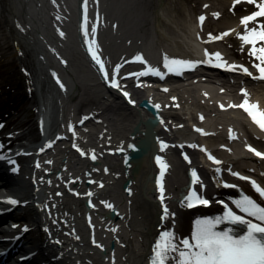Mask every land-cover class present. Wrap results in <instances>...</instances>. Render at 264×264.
I'll return each instance as SVG.
<instances>
[{"label":"bare ground","instance_id":"bare-ground-1","mask_svg":"<svg viewBox=\"0 0 264 264\" xmlns=\"http://www.w3.org/2000/svg\"><path fill=\"white\" fill-rule=\"evenodd\" d=\"M14 1L16 5L10 8V18H2L9 26L21 14L19 8L26 7L29 17L35 20L28 30L32 31L31 35H37L39 48L50 54L46 55V62L56 71L55 75L66 91V96L61 99V122L56 123L52 119L54 136L44 148V160L53 166L63 164L61 167L66 172L62 178L67 187L72 180L83 179L85 171L91 175V186L77 187L67 195L75 200L70 210L73 218L67 225L71 236L80 241L79 255L75 256L78 264H150L152 248L161 233L171 232L177 241L190 238L197 219L223 216L224 205L238 215H244L233 204L240 199L239 191L264 205V200L249 183V180H254L264 189V169L254 168L251 155L243 145H248V141L242 140V133H246L247 128L257 129L244 119L242 112L228 107L238 103L224 95V87L237 88V92L240 85L254 87L262 93L264 82L253 81L240 74L230 79L233 73L225 70L208 72L207 63H196L192 74L185 73V70L179 75L168 72L163 67L165 55L172 59L200 62L208 59L205 51L212 54L213 46L210 47L209 38H204V32L213 35L214 31L208 25L196 23L187 7L183 5L179 11L170 10L171 5L168 6L165 0H151L155 8L141 23L142 14H132L133 4L138 0ZM141 1L145 3V0ZM93 26L96 28L95 50L108 73L107 79L88 51V42L93 40ZM240 29L244 26L240 23L234 25L230 35L234 36ZM244 46L247 49L251 47ZM137 55L142 56L148 66L158 69L163 78H155L151 74L134 75L133 81L127 78V68L131 67L128 72L134 74L145 69V64L134 60ZM221 57L226 60V56ZM116 71L120 74L115 80L122 83L117 89L111 86ZM136 82L140 83L138 88L134 86ZM259 91L256 92L257 100H260ZM124 92L129 93L128 102L122 95ZM142 101L159 108V120L153 127L157 139L156 153L144 152L131 161L130 168L124 169L122 158L115 153L117 150L129 152V143L137 144L144 138L141 132L146 129L142 122L150 115L139 106ZM41 112V120L51 118L49 111ZM24 119L19 121V128L23 126ZM134 129L138 131L132 136ZM27 137L25 131L19 132V142ZM251 142L258 143L256 140ZM162 144L167 145L163 150ZM76 149L79 150L76 152ZM208 154L221 163H211ZM93 156L99 162L95 169L89 166ZM157 157L167 165L163 177ZM36 169L40 173L44 168ZM189 170H195L199 184L188 185L186 172ZM232 173L249 180H241ZM160 178L166 179L168 190L164 202L156 203L153 200L156 195L154 183ZM124 181L131 183V198L121 191ZM58 187L59 192H63L62 186ZM193 190L209 196L211 204L208 207L182 206V198ZM44 192L45 201L58 191ZM86 195L93 204V214L89 216L77 202ZM33 196L36 193L30 197L35 201ZM165 207L169 212L167 217L164 215ZM109 209L117 211V220L104 219ZM245 218L259 223L251 217ZM228 225L227 222L222 223L217 230L236 228L241 232L240 228L244 227ZM39 242V239L35 240L36 245ZM71 245L70 241L68 247ZM18 252L19 256L18 253L16 255L24 258L26 251L20 248ZM14 258L15 255L11 264ZM166 264H174V259L166 261Z\"/></svg>","mask_w":264,"mask_h":264},{"label":"snow or ice","instance_id":"snow-or-ice-1","mask_svg":"<svg viewBox=\"0 0 264 264\" xmlns=\"http://www.w3.org/2000/svg\"><path fill=\"white\" fill-rule=\"evenodd\" d=\"M240 2L253 4L257 9L250 15L241 18L240 24L244 26L245 31L243 34L237 35V38L241 41V50H243L244 45L251 46L249 48V55L257 61L253 64V67L257 70V75H253L243 65L228 64L226 61H223L221 54L218 52L209 54L207 51H205L204 55L208 57V59L200 62L172 59L165 55L163 57V67L168 72L179 75L182 71L193 68L196 63H208L214 67H224L229 71L239 69L243 74L251 77L253 80L264 81V24H258L251 29L248 27L250 22H256L258 18H264V0H234L233 6ZM205 7L208 6L205 5ZM213 16L214 18H218L219 13H213ZM204 20V16L198 17L200 23H203ZM95 32L96 28L93 26L91 29L93 40L88 42V51L92 59L100 65V71L104 73L107 79L108 73L105 72L104 65L95 50ZM87 34L86 32L85 35L87 36ZM227 35H229V32H224L219 36H212L209 34V39L210 41L219 40ZM134 60L145 64V69L133 75L139 77L151 74L160 76L161 79L163 78L162 73L158 69L148 66L142 56L137 55ZM213 60H215V63H213ZM111 86L119 87L115 80V75L112 77ZM164 91H167V89H164ZM123 94L125 97L129 96L127 92ZM241 95L243 99L239 104H229L228 107L242 109L251 122L259 127L261 131H264V110L259 108L258 103L250 102L249 93L245 89H241ZM129 103H133V101L129 100ZM223 107L224 105H221V108ZM196 131L202 132L201 129H196ZM190 146L196 147L195 145ZM165 147H167V145L162 144L161 150ZM248 150L253 152L256 156L264 158V153L256 151L251 146H249ZM81 154L83 155V153ZM92 158L95 159L94 156ZM185 159H187V157H185ZM208 159L216 164L221 163L215 160L211 155L208 156ZM157 162L161 166V177H163L167 165L159 157H157ZM37 167H39V165H37ZM217 171L219 170L217 169ZM232 175L239 176L238 173H232ZM191 176V183L193 185L200 183L195 170L191 172ZM239 179L249 180V178L245 176H239ZM249 183H251L253 190L258 193L261 200H264V189L257 185L254 180H249ZM225 186L235 187V185ZM159 190L161 193V202H163L164 190L162 183L159 184ZM88 195L91 196V193H88ZM7 202L13 205L17 203L15 200H9ZM181 204L182 206L191 208L198 204L207 206L209 201L204 199L202 194H198L197 191L193 190L189 191L182 198ZM233 204L235 208L244 215H238L237 212L230 209L228 205H224L225 211L223 216L197 219L194 222L190 238H182L177 241L173 233L167 231L161 233L159 239L152 248L150 264H166V261L170 259H174V264H264V206L247 195H243L239 200L233 201ZM164 215L165 217L169 215L167 207L164 208ZM245 217H251L259 223H254L252 219H246ZM225 222L231 225L244 226L243 233L235 234L236 230L234 228L217 230L218 226ZM171 254H174V256Z\"/></svg>","mask_w":264,"mask_h":264},{"label":"rangeland","instance_id":"rangeland-1","mask_svg":"<svg viewBox=\"0 0 264 264\" xmlns=\"http://www.w3.org/2000/svg\"><path fill=\"white\" fill-rule=\"evenodd\" d=\"M149 1V2H148ZM170 6V10H180L183 5L190 10L192 17L195 18L196 23L211 27L214 31L212 36H219L224 32H229V35L223 39L211 40L210 47L213 46L212 53H224L221 54L226 56V62H240L248 69L257 74L256 68L253 64L257 61L249 55V49L243 46L241 50V41L237 38L238 34H243L245 29H240L234 36L231 34V29L234 25L240 23L242 17L251 14L257 9L253 4L246 2L236 3L233 6L234 0H165ZM3 2L9 6V0H3ZM15 3V1H14ZM16 4V3H15ZM132 14L138 16L142 14L141 20H146L153 9L155 3L151 0H145L143 3L141 0L134 2ZM207 5L208 7H205ZM27 6V5H26ZM21 14L17 19L13 21L8 27H1L0 29V50L4 55V62H2V71L7 77L10 72L17 74L19 79V86L22 91L20 97L26 98L25 105L20 110L26 111L27 118L25 121L34 122L35 109L39 110L43 104L45 110H49V115L52 119L60 123V116L62 113L61 99L66 96L61 83L58 81L55 70L49 66L46 62V55L49 53L42 51L39 48L37 35L33 37L32 31H29L24 24L27 26H33L32 23L35 21L32 17H29L28 11L25 6H21ZM10 8L8 12L10 13ZM136 12V13H135ZM213 13H219L218 18H214ZM2 14V13H1ZM0 14V16H1ZM7 17L10 15L6 14ZM204 16L208 23L203 21L200 23L198 17ZM28 18V19H27ZM32 18V22L30 19ZM30 22V23H29ZM258 24H264V20L256 21L248 25L249 29L256 27ZM141 25V24H140ZM26 27V28H25ZM209 32H204V38H209ZM37 37V38H36ZM210 40V39H209ZM228 42L224 45L222 42ZM14 46V47H13ZM15 55H14V53ZM227 54V55H226ZM132 70L131 67L127 68V71ZM2 86H0L1 88ZM64 94V95H63ZM82 94L78 96L80 98ZM25 96V97H24ZM262 99H264V92L260 93ZM30 99V100H29ZM77 99V101H78ZM1 100V99H0ZM30 101V102H29ZM33 103V106H32ZM63 114V113H62ZM26 115V113H25Z\"/></svg>","mask_w":264,"mask_h":264},{"label":"water","instance_id":"water-1","mask_svg":"<svg viewBox=\"0 0 264 264\" xmlns=\"http://www.w3.org/2000/svg\"><path fill=\"white\" fill-rule=\"evenodd\" d=\"M142 107L148 109L157 119V110L156 108H154L153 106L149 105L147 102H143L141 104ZM156 125V121L154 120H149L147 123L144 124V126L147 128V132L145 133V140H141L138 145L139 147H147L149 148V150H151L152 152L155 151V147H154V141H155V134L153 131V127H155ZM138 131V129H135V131ZM130 150H132L133 154L138 155L139 153H137L135 150V146L133 144H131L130 146ZM135 152V153H134ZM128 160V159H127ZM127 160L125 161V165H128ZM127 184V183H126ZM125 184V185H126ZM126 192L129 194V191L125 188ZM87 208H90L89 204H86ZM112 215H114V212L111 213Z\"/></svg>","mask_w":264,"mask_h":264}]
</instances>
